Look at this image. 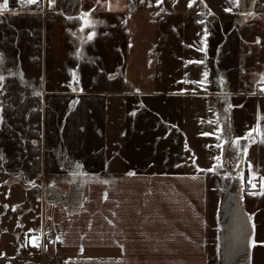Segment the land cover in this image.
I'll return each instance as SVG.
<instances>
[{"label":"crops","instance_id":"1","mask_svg":"<svg viewBox=\"0 0 264 264\" xmlns=\"http://www.w3.org/2000/svg\"><path fill=\"white\" fill-rule=\"evenodd\" d=\"M194 1L0 10V264H264V0Z\"/></svg>","mask_w":264,"mask_h":264},{"label":"rangeland","instance_id":"2","mask_svg":"<svg viewBox=\"0 0 264 264\" xmlns=\"http://www.w3.org/2000/svg\"><path fill=\"white\" fill-rule=\"evenodd\" d=\"M148 1L155 0H138V2H141L142 5L148 6ZM167 1V0H166ZM169 1V0H168ZM214 0H211L213 2ZM220 4L227 2V0H217ZM232 1L229 0L228 3ZM170 6L174 12L170 9V19H169V25L165 27L164 33L166 34L165 38V47L167 46V54L170 58V61L172 64L177 63H183L182 54L183 51L181 50L182 47L185 48V42L186 41H192V34L197 31H200L202 33L203 27L197 23L196 17L198 14L197 10V1H194L191 6H189V0H170ZM182 2H185V4L181 5ZM160 4H158L159 6ZM144 7V6H142ZM226 7L218 5V9H225ZM205 10H208V7H204L202 5L201 11L206 13ZM173 15V16H172ZM203 16V15H202ZM203 24V23H202ZM190 35L189 38H184V36ZM186 39V40H185ZM250 179H247L245 181V187L247 189H251V187H254L252 185V182L249 181ZM32 239V238H31ZM33 240V239H32ZM31 240V241H32Z\"/></svg>","mask_w":264,"mask_h":264},{"label":"snow or ice","instance_id":"3","mask_svg":"<svg viewBox=\"0 0 264 264\" xmlns=\"http://www.w3.org/2000/svg\"><path fill=\"white\" fill-rule=\"evenodd\" d=\"M28 2L29 3H34L35 2V0H28ZM52 2H53V0H49V5L51 6V4H52ZM98 2H99V0H98ZM142 2H143V0H142ZM155 2L157 3V4H160L161 3V0H155ZM204 2V0H201V3H203ZM191 4H192V0H189V6H191ZM205 6H207V5H205ZM8 7V0H3V3H0V10H3V9H6ZM226 11H231V9L229 8V9H225ZM209 14L211 15L212 13H211V11H209ZM85 16H87V13H84V14H82V16H81V19H84V17ZM89 23H93L92 21H89ZM81 28L83 29L84 28V25L82 24L81 25ZM75 35V34H74ZM205 35H207V32H205ZM87 36H88V39L89 40H91L92 38H93V36H94V32H88L87 33ZM257 42H259L258 40H257ZM201 50H203V49H201ZM77 53L79 54V49H77ZM204 75L206 76L207 75V73H204ZM4 79V77L3 76H0V80H3ZM261 79L262 80H264V74H261ZM194 83H200V84H203V81H196V82H194ZM262 87H264V85H262ZM138 91V90H137ZM217 131H220L219 129H217ZM240 138L239 137H237L236 139H234V140H232L231 141V143H233V144H235L236 143V140H239ZM221 143H224V141H221ZM218 147H219V145H218ZM245 151H246V149H245ZM217 159H219V157L217 158ZM130 175L132 174V173H129ZM225 175H227V173H225ZM195 177H193V179H194ZM105 183H107V181H105ZM262 188H264V185H262ZM253 195H255L256 193H252ZM5 207H8V205H5ZM13 207H15V206H13ZM115 215V214H114ZM249 219H251V216L249 217ZM109 223H111V221H109ZM57 239H60V237H57ZM34 244H36V240L33 238V241H32ZM256 243H258L257 241H255V240H252L251 241V244L252 245H255ZM259 243H264V242H259ZM36 246L37 247H39V245L38 244H36ZM45 247H47L46 245H45ZM0 255H4V253H2V252H0Z\"/></svg>","mask_w":264,"mask_h":264},{"label":"trees","instance_id":"4","mask_svg":"<svg viewBox=\"0 0 264 264\" xmlns=\"http://www.w3.org/2000/svg\"><path fill=\"white\" fill-rule=\"evenodd\" d=\"M53 235H54V233H52V232H48V231L45 232V234H44V243L46 245L49 244L52 241ZM0 261H1V259H0Z\"/></svg>","mask_w":264,"mask_h":264},{"label":"built area","instance_id":"5","mask_svg":"<svg viewBox=\"0 0 264 264\" xmlns=\"http://www.w3.org/2000/svg\"><path fill=\"white\" fill-rule=\"evenodd\" d=\"M256 185H257V183H256V182H254V183H253V186H256ZM35 240H36V244H38V245H39V244H40V240H39V239H35ZM36 244H35V245H36Z\"/></svg>","mask_w":264,"mask_h":264}]
</instances>
